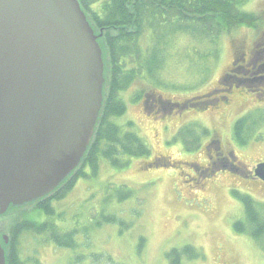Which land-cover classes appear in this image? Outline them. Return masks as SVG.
I'll return each instance as SVG.
<instances>
[{
	"label": "rangeland",
	"instance_id": "374dc122",
	"mask_svg": "<svg viewBox=\"0 0 264 264\" xmlns=\"http://www.w3.org/2000/svg\"><path fill=\"white\" fill-rule=\"evenodd\" d=\"M242 7L262 16L258 28L247 22L239 24L217 43L214 38L200 40L181 33L168 39L158 78L154 82L134 81L122 93L126 113L111 119L121 126V134L130 131L141 136L150 147L151 156L124 157L130 161L122 168L102 157L96 173L76 180L64 200L53 204L56 212L62 214L58 228L74 230L77 234L74 247H59L46 234L25 231L18 241L22 264H172L168 253L186 246L193 247L202 256L192 260L182 258L181 264H264V252L250 236L235 227L237 221L244 220L245 212L242 201L233 193L248 194L255 202L264 203V182L247 177L239 182L222 174L197 188L196 180L186 176L187 163L202 162L203 147L188 151L191 148L172 138L178 125L176 120L169 128L167 125L163 128L159 119H151L147 108L139 104L145 93L187 101L212 90L218 82H225L224 75L236 53L254 44H264V0H246ZM138 44L147 53L149 43L145 34L138 39ZM259 99L258 107H264V99ZM255 103L251 99L246 105ZM186 106L178 117L187 124L185 130H193L195 138L199 140L201 133L219 128L222 141L229 135L232 138V146L245 169L264 162V124L260 126V141L251 139L248 145L241 146L246 140H239L238 144L233 139L239 111L223 119L210 113L219 106H211L206 111L189 108L194 105ZM250 111L254 110L246 108L242 114ZM260 114L254 112L248 118ZM157 155L184 162L146 168V161ZM225 169L238 175L231 167ZM36 215L33 205L22 207L0 218V232L10 234L16 222L44 217ZM109 216H114L116 221L106 222Z\"/></svg>",
	"mask_w": 264,
	"mask_h": 264
},
{
	"label": "water",
	"instance_id": "95a60500",
	"mask_svg": "<svg viewBox=\"0 0 264 264\" xmlns=\"http://www.w3.org/2000/svg\"><path fill=\"white\" fill-rule=\"evenodd\" d=\"M103 35L79 0H0V218L80 167L105 97ZM255 174L264 182V162ZM9 246L2 231L0 264Z\"/></svg>",
	"mask_w": 264,
	"mask_h": 264
},
{
	"label": "trees",
	"instance_id": "16d2710c",
	"mask_svg": "<svg viewBox=\"0 0 264 264\" xmlns=\"http://www.w3.org/2000/svg\"><path fill=\"white\" fill-rule=\"evenodd\" d=\"M245 2L246 0H80L93 26L104 33L108 73L103 106L94 137L80 167L70 180L33 205L36 217H44L41 220L24 219L16 222L10 233L7 264H22L18 241L25 231L46 234L48 240L59 247H74L77 234L74 230L61 231L58 228L57 222L61 220L62 214L56 212L53 204L64 200L76 180L90 178L91 172L96 173L102 157L108 159L113 166L122 168L130 161L124 157H146L151 154L150 147L141 136L130 131L121 134V126L111 121L112 117L126 113L127 104L122 93L134 81L148 79L154 82L158 78L164 65L168 39L178 33L200 40L214 38L217 43L221 36L228 35L239 24L247 22L258 28L262 16L245 11L242 7ZM142 34L148 39V54L138 44ZM214 50L217 52L219 48L215 47ZM211 54L214 56L213 52ZM136 96L139 98L141 94L137 93ZM250 115L240 118L236 123L237 140H246L239 142L241 144L252 139L259 121L260 126L264 124V113L259 115L260 120L259 116L249 119ZM184 134L194 137L193 130L190 129L185 130ZM233 193L242 201L245 212L244 220L237 221L235 227L238 232L250 236L264 252V203L255 202L248 194H240L238 191ZM121 199L124 198L121 196ZM105 219L110 223L116 221L114 216ZM167 256L172 264H181L182 258L192 260L202 255L193 247L186 246L172 249Z\"/></svg>",
	"mask_w": 264,
	"mask_h": 264
},
{
	"label": "flooded vegetation",
	"instance_id": "af4514ba",
	"mask_svg": "<svg viewBox=\"0 0 264 264\" xmlns=\"http://www.w3.org/2000/svg\"><path fill=\"white\" fill-rule=\"evenodd\" d=\"M261 60H263V62L260 63ZM224 76L226 77L225 82H218L217 86H215L212 90L191 100L174 101L171 99H163L161 96H156L155 94L149 95L146 93L143 96V99H141V96V100H139V104L143 105V108H147V115L153 120L159 119L158 121L162 124L163 128H165L166 125L169 128L171 123L175 122L174 120H176L178 125L175 131L176 133L172 137L173 140H177L181 142L183 146L191 148L189 150L187 149L188 151H199L198 146L203 147L202 149L204 151V157L202 162L187 163L189 172L186 173V176H190L196 180L197 188H201V184L208 180L217 179L222 174H228L232 178H237L239 179V182H241L242 179L246 177L257 178L261 180L255 174L256 166L260 162L256 163L251 169H245L242 163L239 162L240 160H238L236 149H234L232 146V144H234L232 138H230V135L228 137L223 136L226 138L224 143V141H222V137H220L219 128L212 131L208 129L201 133V135L197 134L200 135L198 144L195 143V137L192 138L184 134L187 124L179 119L178 115L186 110V105H194V107L189 108L198 111H206L211 106H219L217 111L210 113H215L223 119L227 115L229 116V114L232 115L234 111H239V113L242 114L244 111H246V108H251L254 111H250L247 114H240L242 116L240 117L239 115L240 118H244L247 115L253 114L254 112L255 114L259 112L264 113V107H258L260 106L259 98L264 99V44H254L251 48L245 50L244 52L236 53L230 64L229 70ZM251 99L253 102L256 101L255 105L247 106L246 102ZM193 100L194 102L192 103ZM239 117L236 119L234 126L233 139L235 142L238 141L236 135V123L240 119ZM255 128L256 129L254 131V135L252 136V140L257 139L260 141V121L257 123ZM204 138H206L204 142L205 144L202 143ZM249 142L250 141L248 140L246 143H244V145L241 146L248 145ZM237 143L239 144V142ZM191 145L193 146L191 147ZM197 154L198 153L194 155L196 156ZM150 156L151 154L144 158H148ZM182 162L184 161H174L173 158L166 157L165 155H157L152 157L151 160H147L145 167L152 168L162 165H178ZM226 167H231L232 169L236 170L238 175L224 171L226 170Z\"/></svg>",
	"mask_w": 264,
	"mask_h": 264
}]
</instances>
